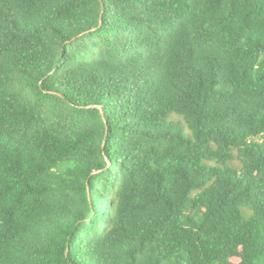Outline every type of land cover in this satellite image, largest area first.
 I'll return each instance as SVG.
<instances>
[{
	"label": "trees",
	"instance_id": "1",
	"mask_svg": "<svg viewBox=\"0 0 264 264\" xmlns=\"http://www.w3.org/2000/svg\"><path fill=\"white\" fill-rule=\"evenodd\" d=\"M0 264H264V0H0Z\"/></svg>",
	"mask_w": 264,
	"mask_h": 264
},
{
	"label": "rangeland",
	"instance_id": "2",
	"mask_svg": "<svg viewBox=\"0 0 264 264\" xmlns=\"http://www.w3.org/2000/svg\"><path fill=\"white\" fill-rule=\"evenodd\" d=\"M176 117V116H175ZM179 117H177V119H178ZM234 165V167L235 168H238L239 167V164H237V163H235V164H233Z\"/></svg>",
	"mask_w": 264,
	"mask_h": 264
}]
</instances>
